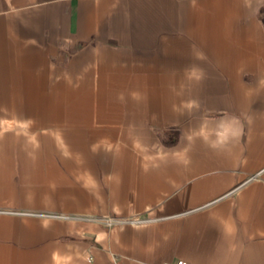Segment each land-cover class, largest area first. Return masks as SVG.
<instances>
[{
  "label": "crops",
  "instance_id": "0c3cea01",
  "mask_svg": "<svg viewBox=\"0 0 264 264\" xmlns=\"http://www.w3.org/2000/svg\"><path fill=\"white\" fill-rule=\"evenodd\" d=\"M178 261L264 264V0H0V264Z\"/></svg>",
  "mask_w": 264,
  "mask_h": 264
},
{
  "label": "built area",
  "instance_id": "2783aa9c",
  "mask_svg": "<svg viewBox=\"0 0 264 264\" xmlns=\"http://www.w3.org/2000/svg\"><path fill=\"white\" fill-rule=\"evenodd\" d=\"M95 220L108 227L120 223H139L145 221V219L142 218L140 214H131L124 217L108 215L96 217ZM176 264H186V262L178 261Z\"/></svg>",
  "mask_w": 264,
  "mask_h": 264
}]
</instances>
